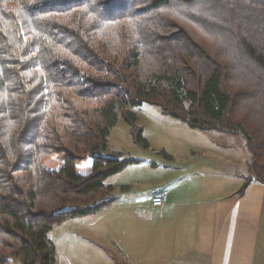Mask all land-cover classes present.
Masks as SVG:
<instances>
[{"label": "trees", "instance_id": "1", "mask_svg": "<svg viewBox=\"0 0 264 264\" xmlns=\"http://www.w3.org/2000/svg\"><path fill=\"white\" fill-rule=\"evenodd\" d=\"M145 103L240 135L264 183V0H0V264H56L53 228L116 199Z\"/></svg>", "mask_w": 264, "mask_h": 264}, {"label": "rangeland", "instance_id": "2", "mask_svg": "<svg viewBox=\"0 0 264 264\" xmlns=\"http://www.w3.org/2000/svg\"><path fill=\"white\" fill-rule=\"evenodd\" d=\"M137 125L149 146L134 140L132 126L120 117L109 138V150L133 161L110 177L116 199L98 213L70 219L55 226L56 264H135L129 254L139 253L153 260L158 215L150 207L151 195L163 192L172 200L217 203L247 200L259 203L256 264H264V183L252 181L244 197V180L252 158L248 143L240 136L194 129L163 114L157 105L145 103L135 109ZM55 163H49V166ZM194 232L205 228L221 230L219 220L197 215ZM171 215L161 222L163 232H173ZM160 222V223H161ZM236 225L232 224L234 228ZM12 264H21L13 259Z\"/></svg>", "mask_w": 264, "mask_h": 264}, {"label": "crops", "instance_id": "3", "mask_svg": "<svg viewBox=\"0 0 264 264\" xmlns=\"http://www.w3.org/2000/svg\"><path fill=\"white\" fill-rule=\"evenodd\" d=\"M238 174L241 173L235 172V175L241 177ZM244 193L239 194L241 198L245 196ZM169 199L168 195L162 207H153L150 203L159 218L156 223L158 232L155 235V254L149 262L139 253L129 254L135 264H256V216L260 209L259 203L238 200L203 204L181 200L169 202ZM202 209L206 211H198L197 215L208 221L219 220V232L205 226L200 229L202 232H194L192 222L196 210ZM169 215L173 232H167V229L163 232L161 221ZM232 224L236 226L233 228ZM52 239L55 241V238Z\"/></svg>", "mask_w": 264, "mask_h": 264}, {"label": "built area", "instance_id": "4", "mask_svg": "<svg viewBox=\"0 0 264 264\" xmlns=\"http://www.w3.org/2000/svg\"><path fill=\"white\" fill-rule=\"evenodd\" d=\"M168 200V195L163 192H156L152 197H151V205L153 207H162L166 204Z\"/></svg>", "mask_w": 264, "mask_h": 264}]
</instances>
